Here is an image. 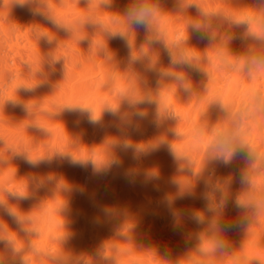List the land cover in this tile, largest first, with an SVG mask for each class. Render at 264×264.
<instances>
[{
  "label": "clouds",
  "instance_id": "9594fccd",
  "mask_svg": "<svg viewBox=\"0 0 264 264\" xmlns=\"http://www.w3.org/2000/svg\"><path fill=\"white\" fill-rule=\"evenodd\" d=\"M82 72L87 89L75 93ZM97 91L107 97L99 106L89 99ZM66 112L115 131L88 144ZM145 122L154 133L134 138ZM57 126L63 144L53 143ZM161 149L174 164L166 180L145 163ZM129 152V183L169 186L159 203L183 253L138 241L139 214L116 204L94 218L111 234L74 249L71 202L86 186L55 170L20 174L18 163L67 159L107 174ZM185 198L203 206L177 207ZM0 264H264V0H0Z\"/></svg>",
  "mask_w": 264,
  "mask_h": 264
},
{
  "label": "bare ground",
  "instance_id": "6f19581e",
  "mask_svg": "<svg viewBox=\"0 0 264 264\" xmlns=\"http://www.w3.org/2000/svg\"><path fill=\"white\" fill-rule=\"evenodd\" d=\"M14 15L21 21H28L31 16L27 10L16 9ZM142 34V30H141ZM194 42L196 38L194 37ZM200 46L207 43L206 40L200 41ZM111 46L119 50L120 55H126V48L122 41L113 40ZM239 42L234 44L238 47ZM165 62L167 57L165 56ZM88 79L87 72H82L78 78L73 81L69 88L75 93H80L87 89L86 80ZM155 78L153 77V83ZM43 91V90H42ZM106 94H100L98 91L89 94V99L95 102L97 106L101 105ZM169 102L172 98L169 97ZM177 108L182 113L190 111L182 105H177ZM10 115L20 118L23 113L20 108L9 107ZM111 118L105 116L107 123ZM64 120L67 127L72 132H83V140L88 143H98L103 138L105 131H115V129H107L99 125H93L88 122L86 114L78 112H66ZM155 129L148 122H145L142 133H133L134 138H142L150 136ZM53 143L64 142L63 132L58 126L56 127L55 135L52 138ZM123 164L120 167H114L107 174H93L91 166L82 167L72 165L67 159L54 160L51 164H42L38 169H31L29 165L18 161L20 174H24L30 170L46 172L55 170L63 173L69 180L74 183L86 186V191L81 194L76 192L72 197V218L73 229L75 235L70 241V246L76 250H93L102 238L110 235L113 224L111 222L104 224L94 223V218L99 214V208L105 204H116L128 206L133 212L140 216V225L138 228V241L146 244H156L162 251L168 250L174 256L186 251L187 245L183 235L179 231H174L172 228V218L165 206L159 203L164 191L169 190V186L161 182L159 190L152 183L143 184L139 180L135 184L129 183L124 175L125 169L131 166V153H121ZM146 164H158L161 168L162 177L166 180L174 172V164L171 156L166 149L153 153L149 156ZM232 168L236 167L234 163ZM229 169L220 166V172H227ZM202 188V186H201ZM200 189H198L199 191ZM32 201L23 202L22 206L28 208ZM177 207H202L203 201L200 199L185 198L176 202ZM188 227H193L189 224ZM229 238L234 244H239L242 239V233L239 230H232L229 233Z\"/></svg>",
  "mask_w": 264,
  "mask_h": 264
}]
</instances>
